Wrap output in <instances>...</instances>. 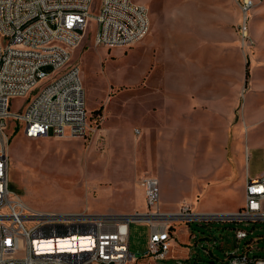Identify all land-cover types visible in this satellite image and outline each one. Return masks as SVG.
Returning a JSON list of instances; mask_svg holds the SVG:
<instances>
[{
    "label": "rangeland",
    "instance_id": "rangeland-1",
    "mask_svg": "<svg viewBox=\"0 0 264 264\" xmlns=\"http://www.w3.org/2000/svg\"><path fill=\"white\" fill-rule=\"evenodd\" d=\"M133 1L148 7L155 32L176 30L178 34L187 36L186 45L192 41L188 38L190 34L206 37L208 46L216 48L217 53L221 52L217 57L221 58L224 78L238 82L239 89V103L233 117L234 130L230 141H224L221 155V160L229 162L235 176L226 181L204 173L192 176L180 155L178 159L169 156L166 169L164 165L159 168L157 160L156 168L163 171L154 169L155 172L151 174L159 178L160 204L165 207V202H168V205L176 207L178 201L191 205L192 212H237L244 204L243 185L238 177L246 161L250 163L252 171L264 167V0L247 13L246 37L241 32L245 19L240 7L241 0ZM99 4L100 0H94L92 14L98 13ZM96 28L95 19L92 18L82 42L70 49L68 66L78 65L81 68L89 124L92 129L98 126L99 130H90L83 137L29 138L22 132L21 122L11 121L9 124L8 171L11 188L33 210H87L91 214H131L135 211L127 202L137 195V184H140L143 175L134 177L135 184L127 185L128 169L124 164L123 150L119 147L109 149L100 135V129L104 108L108 110L106 116H109L104 124L119 123L115 117L120 114V85L134 82L141 74L138 63L142 49L139 46L133 48L135 43L122 49L97 46L94 43ZM183 58L182 55L167 54L166 48L156 49L153 66L158 64L156 62L159 59H164V62L166 59L180 74L176 77L181 79ZM160 68L156 72L165 71L164 67ZM43 69L52 71V67ZM34 93L12 98L11 110L18 112L31 101ZM134 107L130 105L124 114V117L129 118V123L137 114ZM125 121L118 124L122 130H126ZM219 155L218 152L206 150L202 153L201 161L220 159ZM173 166L183 170L185 166L191 182L188 179L187 183L183 174L177 176L178 182H170V174L174 177ZM186 228L193 233L192 238L186 233ZM237 228L253 230V234L239 245L235 238ZM173 231L177 244L174 249L180 264H188L183 251H189L197 264H209L212 261L214 264H224L229 252L238 246L239 251L244 252L252 237L264 235V221H178ZM148 235L147 223H130L129 249L139 258L147 249ZM255 245L260 249L251 250L249 255L264 256V239Z\"/></svg>",
    "mask_w": 264,
    "mask_h": 264
},
{
    "label": "built area",
    "instance_id": "built-area-1",
    "mask_svg": "<svg viewBox=\"0 0 264 264\" xmlns=\"http://www.w3.org/2000/svg\"><path fill=\"white\" fill-rule=\"evenodd\" d=\"M261 1L241 0L243 37L247 36V13ZM93 2L0 0V264H137L139 257L129 249L132 221L149 225L143 257L163 261L169 258L178 221H264V174L246 178L244 204L232 213L192 212L189 204L176 212H164L159 179L149 174L140 180L147 209L132 214L37 211L11 188V121L21 122V130L29 138L83 137L90 130H99L89 124L81 68L68 66L70 49L82 42L92 18L97 46H131L150 31L146 5L133 0H100L98 13L92 14ZM44 67H52V71ZM33 92L31 101L18 112L11 110L12 98ZM250 234L253 230L237 228V245ZM261 239L264 235L252 237L244 252L239 246L229 252L224 264H264V256L249 255L260 249L253 244Z\"/></svg>",
    "mask_w": 264,
    "mask_h": 264
},
{
    "label": "crops",
    "instance_id": "crops-1",
    "mask_svg": "<svg viewBox=\"0 0 264 264\" xmlns=\"http://www.w3.org/2000/svg\"><path fill=\"white\" fill-rule=\"evenodd\" d=\"M153 27L152 24L149 33L133 47L139 46L142 49L138 63L141 74L134 82L120 85V114L115 119L119 123L125 119L123 123L126 130H122V127L118 126L119 123L104 124L105 119H109V116H106L108 110L105 111L104 108L100 135L109 149L119 147L123 150L124 164L128 169L127 185L135 184L136 176L153 175L151 173L157 170L162 172L159 168L164 165L166 169L169 163L167 158L175 156L178 159L179 155L183 156L192 176L204 173L222 181L229 180L234 173L230 170L229 162L221 160V155L224 141H230L234 130L233 117L239 103L238 82L224 78L223 64L221 58L217 57L221 52L217 53L216 48L208 46L206 37L199 38L190 34L188 38L192 41L186 45L187 36L178 34L176 30L155 32ZM164 48L171 56H184L181 79L176 77L180 74L176 73L173 64L166 62V59L165 62L164 59H159V62H156L158 64L153 66L155 50ZM159 66L164 67L165 71L156 72ZM130 105L135 106L134 111L137 114L129 123V118L124 117V114L128 112ZM206 150L218 152L220 159L201 161L202 153ZM157 160L159 168H156ZM173 168L174 177L170 174V182H178L177 176L183 174L185 181L189 183V173L186 172L185 166L184 170L174 166ZM263 174L264 167L252 171L250 163L246 161L238 177L242 181L244 192L248 176L259 177ZM137 189V195H133L127 202V205L135 208L132 213L147 209L141 184H137ZM165 204V207L160 204L162 211L176 212L184 203L177 201L176 207L168 205V202ZM79 211L82 210L60 212ZM185 230L192 238V232L188 228ZM175 234L168 259L160 261L142 256L137 264H176L178 259L174 249L177 246ZM183 255L188 264H192L190 252L183 251Z\"/></svg>",
    "mask_w": 264,
    "mask_h": 264
},
{
    "label": "water",
    "instance_id": "water-1",
    "mask_svg": "<svg viewBox=\"0 0 264 264\" xmlns=\"http://www.w3.org/2000/svg\"><path fill=\"white\" fill-rule=\"evenodd\" d=\"M215 262H210L209 264H214ZM192 264H197V262H196V260L194 259V260H192Z\"/></svg>",
    "mask_w": 264,
    "mask_h": 264
}]
</instances>
